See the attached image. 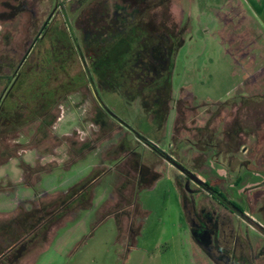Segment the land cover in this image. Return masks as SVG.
Instances as JSON below:
<instances>
[{
    "label": "rangeland",
    "instance_id": "374dc122",
    "mask_svg": "<svg viewBox=\"0 0 264 264\" xmlns=\"http://www.w3.org/2000/svg\"><path fill=\"white\" fill-rule=\"evenodd\" d=\"M161 35L157 105L136 54ZM207 184L264 203V0H0V226L47 205L0 264H200Z\"/></svg>",
    "mask_w": 264,
    "mask_h": 264
},
{
    "label": "flooded vegetation",
    "instance_id": "af4514ba",
    "mask_svg": "<svg viewBox=\"0 0 264 264\" xmlns=\"http://www.w3.org/2000/svg\"><path fill=\"white\" fill-rule=\"evenodd\" d=\"M25 58L15 70L13 79ZM28 65L23 66L29 68L28 72L33 67L37 69L40 60L31 67ZM207 185L209 188L203 194L198 188L187 189L189 196L185 199L190 231L205 256L200 264H264V203L258 207V201L249 202V207L243 198L241 201L228 196L218 185ZM249 228L263 239L256 237Z\"/></svg>",
    "mask_w": 264,
    "mask_h": 264
},
{
    "label": "trees",
    "instance_id": "16d2710c",
    "mask_svg": "<svg viewBox=\"0 0 264 264\" xmlns=\"http://www.w3.org/2000/svg\"><path fill=\"white\" fill-rule=\"evenodd\" d=\"M155 40H156L155 42H151L149 39H147V42L145 44L144 49L137 52L136 61H138L142 64V68H140V71L136 72V76H137V78H139L141 75L140 80L141 81L144 80L143 86H146V88L152 86L155 82H157V80L161 79L160 85L158 87H155L151 91V95L153 96V100L155 101V103L157 105H159L158 92L161 89L165 88V82H166L165 77H167V75H168L167 70H168L169 57L170 56L168 55L169 50L165 49L166 43L163 42V35H161L160 39L158 37H156ZM149 47H150V50H147ZM143 52L147 53V56L145 58L143 57L144 59H142V57H141ZM134 67H136V66H134ZM134 67H132L133 70L135 69ZM78 188H79V186L76 189H73L70 192L71 194H69V192H68L66 195V199L64 198V199L60 200V202L57 206V209H59L57 211L58 212L57 215L59 214V211H60V214L58 217L63 215V213H64L63 211H65L69 207V204L72 203L77 198L78 193L75 192V190L77 191ZM46 211H47V205H45L43 207L35 208L32 211V213L34 214L33 217L35 218V221L33 219V223L32 224L30 223V225H27L28 227L25 226L23 218L21 217L18 219L16 218V220L9 221L5 225L0 226L2 229L1 232H5L7 235H10L11 233H14V230L12 228L16 229V228L22 227L23 230H25V229L27 230L24 232V233H26V235L22 236L20 238V241H17V239H16V241H14V243L15 242L16 243L21 242V241L24 242L25 239L27 238V236L30 235L31 232L34 233L33 235H36L35 230H36L37 226L45 225L44 223L43 224H41V223L43 222V219H44L43 217L46 214ZM38 213H40V214L37 215ZM42 213H44V214H42ZM48 220H50V219H48ZM17 221H19V222H17ZM20 222H22V226H20ZM25 227H27V228H25ZM28 232H30V233L28 234ZM10 236L12 237L11 238V242H12V239L15 238V235L11 234Z\"/></svg>",
    "mask_w": 264,
    "mask_h": 264
}]
</instances>
